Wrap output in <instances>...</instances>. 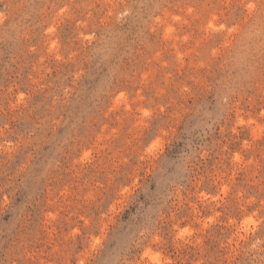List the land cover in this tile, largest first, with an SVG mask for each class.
<instances>
[{"label":"rangeland","instance_id":"obj_1","mask_svg":"<svg viewBox=\"0 0 264 264\" xmlns=\"http://www.w3.org/2000/svg\"><path fill=\"white\" fill-rule=\"evenodd\" d=\"M0 264H264V0H0Z\"/></svg>","mask_w":264,"mask_h":264}]
</instances>
